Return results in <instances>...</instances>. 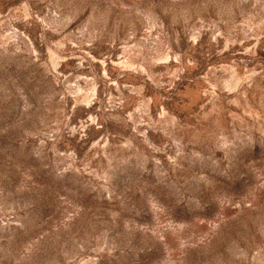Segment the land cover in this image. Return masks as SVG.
I'll use <instances>...</instances> for the list:
<instances>
[{"label":"rangeland","instance_id":"rangeland-1","mask_svg":"<svg viewBox=\"0 0 264 264\" xmlns=\"http://www.w3.org/2000/svg\"><path fill=\"white\" fill-rule=\"evenodd\" d=\"M0 264H264V0H0Z\"/></svg>","mask_w":264,"mask_h":264}]
</instances>
